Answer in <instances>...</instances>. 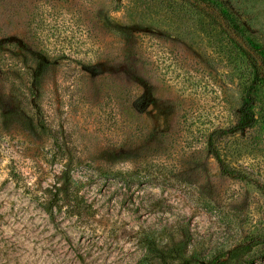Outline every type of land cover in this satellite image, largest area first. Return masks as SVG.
<instances>
[{"label": "rangeland", "instance_id": "rangeland-1", "mask_svg": "<svg viewBox=\"0 0 264 264\" xmlns=\"http://www.w3.org/2000/svg\"><path fill=\"white\" fill-rule=\"evenodd\" d=\"M210 3L264 49V0ZM211 17L188 0H0V56L23 49L32 67L48 65L45 118L81 161L73 175L91 208L83 220L47 213L58 149L7 104L0 264H207L240 246L253 249L247 264H264V71L255 126L232 131L257 71L233 28ZM71 75L83 99L74 106L57 90ZM109 97L121 99L116 124ZM214 131H228L216 147L244 179L220 171Z\"/></svg>", "mask_w": 264, "mask_h": 264}, {"label": "trees", "instance_id": "trees-1", "mask_svg": "<svg viewBox=\"0 0 264 264\" xmlns=\"http://www.w3.org/2000/svg\"><path fill=\"white\" fill-rule=\"evenodd\" d=\"M188 1L195 6L204 7L207 11L211 12L216 18L211 17L214 22H222L224 26L226 25V29L232 27L234 33L243 41L244 47L236 41H234V43L241 47L243 54L248 57L250 64L257 72L254 74L253 80L250 81L251 83L246 88L245 106L241 109L238 116L239 121L232 131L245 130L254 127L257 119L255 114L252 113V104L254 102V97L258 95V84L261 82L259 72L264 71L263 47L249 41L242 26L232 23V20L230 19L232 17L228 18L229 16L227 17L222 11L216 13L210 0ZM38 39L40 43L43 44L44 36L39 35ZM42 46H44V44ZM8 54L14 55L0 56V75L3 77L2 82H4L6 87L10 89L9 97H6L5 94L0 96V125L3 127V132L8 133L7 126L10 124L12 118V114L6 112L7 104L8 106H10L9 104L11 103L14 104V106L23 114L24 111L26 112L27 110L26 117H24V120H22L20 124L22 126L25 125L23 127L24 130L29 132L37 131L40 134H43V136H47L48 140L52 142V146L58 149L57 154L54 157L61 165L60 176L57 177L55 183L50 188H47L43 194L44 199L42 206L51 216L54 215V209L57 208L58 211L65 210V213L70 217H76L78 220L91 217V208L82 195L83 186L73 175L81 161L76 159L73 149L69 148L66 144L62 145L61 139L57 137L58 134L51 129L53 126L50 125L45 118L43 103L46 102V92L44 90L43 81L45 80H43L44 77L41 73V68L44 69L45 67H48V65L39 59L37 65L32 67L28 55L23 49H18L16 53L10 51ZM256 57L261 58L260 64ZM38 69L40 70L39 72L37 71ZM66 82H68L67 85ZM64 84L66 85L65 88L59 85L57 90H62L61 92H65L64 94L68 95L69 105L74 106L78 103L82 104V95L79 93L82 91L80 88L79 77L76 75L67 76L65 77ZM79 94L81 95L80 98ZM112 102L116 105L112 106ZM120 102L121 99L112 97H109L106 100V105H104L106 107L104 110L105 118L111 124H116L117 119L120 116L115 112V109L118 106L117 104H120ZM227 132L228 131H214L211 133L207 140L209 151L218 163L223 175L244 179V177L225 164L216 147L219 141L217 134L220 133V135H224L227 134ZM262 189L264 191V188ZM252 250L253 249L250 246H240L228 251L223 256L215 258L214 261L207 264H232L234 260H237L239 264H247L249 262L247 257Z\"/></svg>", "mask_w": 264, "mask_h": 264}]
</instances>
